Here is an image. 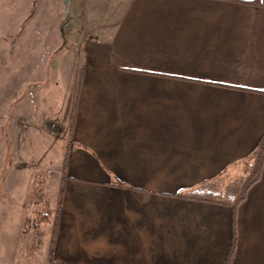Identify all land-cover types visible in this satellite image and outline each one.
Instances as JSON below:
<instances>
[{
	"label": "crops",
	"instance_id": "0c3cea01",
	"mask_svg": "<svg viewBox=\"0 0 264 264\" xmlns=\"http://www.w3.org/2000/svg\"><path fill=\"white\" fill-rule=\"evenodd\" d=\"M122 3L78 42L59 214L28 264H223L235 231L231 264H264V168L236 209L218 180L264 136V0Z\"/></svg>",
	"mask_w": 264,
	"mask_h": 264
},
{
	"label": "rangeland",
	"instance_id": "374dc122",
	"mask_svg": "<svg viewBox=\"0 0 264 264\" xmlns=\"http://www.w3.org/2000/svg\"><path fill=\"white\" fill-rule=\"evenodd\" d=\"M122 2L37 0L34 9V0H0V264L31 263L26 245L49 228L37 214H56L79 88L78 42ZM242 175L234 167L225 176V200L242 192ZM31 213L34 227L26 223ZM38 255L34 264H41Z\"/></svg>",
	"mask_w": 264,
	"mask_h": 264
},
{
	"label": "trees",
	"instance_id": "16d2710c",
	"mask_svg": "<svg viewBox=\"0 0 264 264\" xmlns=\"http://www.w3.org/2000/svg\"><path fill=\"white\" fill-rule=\"evenodd\" d=\"M68 24H69V17L67 14L65 17L64 23L61 25L63 37L66 36V34H67V31H65V27ZM64 41H65V39H64ZM79 86H80V82H79ZM76 101H77V96H76V100L74 101V106H73L72 122H71V126H70L71 135H72V131H73V118H74L76 106H77ZM234 167L239 168L243 174L242 175L243 176V178H242L243 179L242 192L228 202V204H230L233 207V209H236V208H238V206L243 201H245L247 194H248L249 190L251 189V187L253 185H255L257 182H259L261 177H262V172H263V168H264V136L262 137V139L258 143L257 147L249 155H247L245 158L240 160L238 163L234 164V166L232 168H234ZM228 172H229V170L226 171L224 174H222L218 178V180L223 179L228 174ZM178 195L183 196V197H192L191 191L181 192ZM220 200L222 202L228 201V200H225L223 197H221ZM57 204H58L57 210H56V214L54 216L50 210H48L50 212H48V211L45 213L41 212V215L37 214L38 218L41 219L42 223L46 224L47 226H50V228L52 230L54 229L55 224H56V220L58 218L59 209H60V201ZM28 223H30L31 226H34V217H32L28 221ZM236 244H237V233L235 231L230 253L228 254V256H227V258L223 264H231L232 263L234 251L236 249Z\"/></svg>",
	"mask_w": 264,
	"mask_h": 264
},
{
	"label": "water",
	"instance_id": "95a60500",
	"mask_svg": "<svg viewBox=\"0 0 264 264\" xmlns=\"http://www.w3.org/2000/svg\"><path fill=\"white\" fill-rule=\"evenodd\" d=\"M66 1V0H65Z\"/></svg>",
	"mask_w": 264,
	"mask_h": 264
}]
</instances>
